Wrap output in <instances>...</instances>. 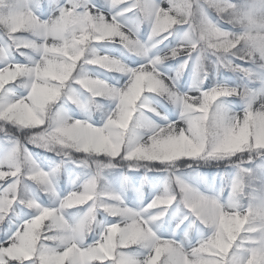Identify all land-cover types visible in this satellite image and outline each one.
<instances>
[{
	"label": "snow or ice",
	"instance_id": "1",
	"mask_svg": "<svg viewBox=\"0 0 264 264\" xmlns=\"http://www.w3.org/2000/svg\"><path fill=\"white\" fill-rule=\"evenodd\" d=\"M42 8L41 0H0V133L8 148L0 158V264H264V0H63L47 19ZM170 38L175 46L165 44ZM106 45L137 57L135 66ZM178 58L174 76L160 71ZM211 59L244 83L203 88ZM190 61L198 83L179 92ZM95 70L114 74V83ZM147 94L167 101L174 118ZM235 101L239 111L230 108ZM93 109L101 112L95 122ZM29 144L86 169L80 183L60 196L59 165L44 171ZM186 161L226 162V199L185 182L176 164ZM118 168L163 171V190L128 207L105 186ZM25 181L52 203L30 195ZM174 204L179 219L165 237L153 225Z\"/></svg>",
	"mask_w": 264,
	"mask_h": 264
},
{
	"label": "rangeland",
	"instance_id": "2",
	"mask_svg": "<svg viewBox=\"0 0 264 264\" xmlns=\"http://www.w3.org/2000/svg\"><path fill=\"white\" fill-rule=\"evenodd\" d=\"M98 5L101 3V0H94ZM57 3H63V0H41V4L44 8L48 10L45 11L44 8L41 9V19H47L48 14L53 10ZM51 5V7H49ZM222 28L228 29V25L221 24ZM146 28V26H145ZM141 32L144 33L141 36V39H146V33L144 29H141ZM165 44H168L170 47L175 46L172 38L170 41H165ZM160 49L166 51L164 45H160ZM104 50L109 52L111 55L117 56L118 58L122 59L125 64L129 67H134V61H137V57L130 55L129 53L125 52L119 45H106ZM18 60L23 61V58L17 57ZM182 62V58H178L175 60H168L165 61L160 66V71L165 73L168 76H174L177 72L179 65ZM237 63V61H235ZM206 71L209 72V76L207 79L210 82H206L204 79L203 84L201 85L203 88L207 89L213 83H225L229 86H236L238 84H242V80L240 77L233 73L231 76H216L218 66L216 65V61L211 59L210 61L205 62ZM196 67L194 61H190L187 67L181 72L180 76L176 81L177 90L179 92H186L192 87L194 84L198 83V80L195 77ZM213 72V75H211ZM94 74L99 75L102 79H108L109 83H114L112 76L114 74H108L100 72L99 70H95ZM208 81V80H207ZM148 101L156 108L161 115L167 116L169 119H173L175 115V110L172 108L167 101L161 100L159 97H155L152 94H147ZM104 107H107V103L104 102ZM230 108L232 111H239L240 105L238 101H235L230 104ZM63 111H65L68 115L72 116L74 119L83 118L82 114L79 112L78 109L74 105L65 104L63 105ZM91 116L92 121H98L100 119L93 118V111L89 113ZM101 118V117H100ZM154 120L157 122L162 123L158 120L157 117H153ZM28 151L32 154V157L38 162L40 167L46 171L50 172L52 169L56 168L59 165V171L54 177V183L56 186V190L60 196L66 194L69 190H71L74 185H78L80 183V178L82 177L83 173L87 170L84 168H78L75 164L71 161H64L62 157L57 156L55 152L52 151H45L42 148L34 147L32 145L27 146ZM7 141L0 135V158H2L7 152ZM49 153L50 155H55L56 158H52L49 156V159H43L41 157V153ZM73 159H75V154H73ZM184 162H177L176 167L180 169L177 173L181 176L182 179L185 180L187 183H191L193 186L197 187L200 191L203 192H213L216 194H220L221 199H226L227 197V190L224 187L225 180L228 174L231 173V169H226L224 167V162H221L220 166L217 167L214 162L206 163L209 169L217 168L221 169L219 171H214L210 175H206L198 170H190L185 171L181 170L185 165H182ZM182 165V166H180ZM151 167V166H150ZM147 173V174H146ZM162 175L160 178L159 174L156 171L152 172H145L143 168L137 172H125L121 169H113L110 170L105 177V186L111 188L119 192L124 203L131 208L139 209L144 207L148 201L161 192L164 187V182L166 179V173ZM221 174H224L222 176ZM25 187L28 190L30 195H35L41 201L42 204L45 206H49L52 201L50 198L43 193H40L34 184L31 182L25 181ZM174 187V185L172 186ZM223 189V191H221ZM176 213V206L175 204L168 209L165 216L161 218L160 221L154 223L153 227L158 231L159 234L167 237L171 234V230L175 228L176 223L178 222L179 217L174 215ZM10 217L12 214H9ZM14 223L15 217H12ZM101 219L105 220V222L110 223L112 222L108 218ZM191 219V218H190ZM189 221H185L184 224L180 226L181 229H184L188 225ZM4 225H0V229H3ZM2 234V233H0ZM176 238L180 239L183 238V232L179 229L176 233ZM189 238L194 243L196 239H199L200 236L195 232L193 229L189 233Z\"/></svg>",
	"mask_w": 264,
	"mask_h": 264
},
{
	"label": "trees",
	"instance_id": "3",
	"mask_svg": "<svg viewBox=\"0 0 264 264\" xmlns=\"http://www.w3.org/2000/svg\"><path fill=\"white\" fill-rule=\"evenodd\" d=\"M237 63H240L239 61H237ZM243 67L245 68H248L249 65H243ZM208 72V71H207ZM231 74H233L232 71L226 69V68H222V67H218V70H217V75H224V76H231ZM211 75H213V72H211ZM238 75V74H237ZM208 76H209V72H208ZM239 76V75H238ZM208 80V81H207ZM205 80L206 82H210L209 79ZM242 83H244V81H241ZM102 104L104 102H101ZM104 105V104H103ZM93 118L94 119H100L101 117V112L100 111H97L96 109H93ZM1 136H3V133H0ZM41 153V157L43 159H49V156H52V158H56L55 155H50L49 153H44L43 151L40 152ZM212 163V162H210ZM226 163V162H224ZM187 164H192V168H188L186 167ZM182 165H185V167H183L181 170H185V171H190V170H198L206 175H210L212 174V172L214 171H219L221 169H217V168H212V169H209L208 166L206 165V163H203V162H192V161H186L184 162ZM180 165V166H182ZM177 168V167H176ZM180 170V169H179ZM140 171V170H139ZM157 174H159L160 178L162 177V175H165L163 171H156ZM147 174V173H146Z\"/></svg>",
	"mask_w": 264,
	"mask_h": 264
}]
</instances>
